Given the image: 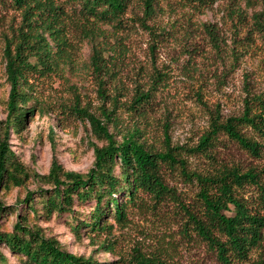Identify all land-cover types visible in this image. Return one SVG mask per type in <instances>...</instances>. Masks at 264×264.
Instances as JSON below:
<instances>
[{"label": "trees", "instance_id": "1", "mask_svg": "<svg viewBox=\"0 0 264 264\" xmlns=\"http://www.w3.org/2000/svg\"><path fill=\"white\" fill-rule=\"evenodd\" d=\"M2 6L14 15L3 33L10 92L7 118L0 122V130H4V136L0 133V186L21 187L29 178L9 147L11 129L22 128L35 111L52 114L60 123L67 115H75L106 143L93 144L95 160L86 174L65 171L54 158L49 174L43 177L52 190L38 191L45 199L48 216L71 211L75 200H93L90 220L83 225L92 238H98L105 253L113 254L116 230L126 227L130 214L148 201L159 205L174 196L167 174L181 169L198 188L192 207L179 204L187 218L183 229L190 237L197 236L224 264L246 262L263 248L264 169L245 171L224 163L219 160L218 149L224 137L251 157L263 155L264 96L248 90L240 115L223 117L218 109L211 113L209 126L196 146L173 147L166 132L164 150H159L144 141L140 124L156 117L158 96L168 82L165 73L152 65L148 77L138 79V71L131 85L123 83L122 78L129 71L126 66L131 44L141 30L150 36L153 55L167 40L176 38L178 22L160 24V18L166 15L164 6L169 19L176 16L189 23L182 40L205 37L220 55L224 40L221 29L195 19L218 9L224 23L229 21L236 34L246 31V38L254 34L264 42V0H0ZM85 44L91 46L86 68L96 85L99 105L94 109L78 92L68 101H43L38 96L42 83H38L53 84L65 79L67 73H78ZM70 88L77 90L74 85ZM123 112L132 119V127L122 128ZM183 155H201L209 160L210 168L190 172ZM248 187L257 191L253 200L245 197ZM36 193L28 191L18 205L36 211ZM3 211L0 201V216ZM111 213L114 222L107 220ZM80 228L77 224L75 229ZM1 246L26 258L28 264H103L95 257L70 252L56 236H47L42 228L28 225L21 213L12 231L0 229ZM0 260L7 262L1 250Z\"/></svg>", "mask_w": 264, "mask_h": 264}, {"label": "rangeland", "instance_id": "2", "mask_svg": "<svg viewBox=\"0 0 264 264\" xmlns=\"http://www.w3.org/2000/svg\"><path fill=\"white\" fill-rule=\"evenodd\" d=\"M164 9L166 15L160 18V24L178 22L174 33L176 38L167 40L153 55L150 36L142 30L137 33L127 60L129 71L124 73L122 80L131 85L138 71V79L148 77L152 65L165 73L168 87L160 91L155 119L148 124H140L144 129L143 138L149 146L164 150L167 132L173 147L190 148L196 146L208 128L211 113L218 109L223 117L240 115L248 90L264 96V42L254 34L246 38V31L236 34L229 21L224 23L218 9L208 11L195 21L214 23L221 29L223 52L218 55L205 37L182 40L184 32L190 28L189 23L183 18L177 20L176 16L169 19V10L165 6ZM13 15L5 6L0 8V122L7 118L10 92L3 58V33L7 31L6 24ZM193 48L196 50H191ZM90 56L91 46L85 44L78 73H67L69 79L65 77L53 84L47 81L38 83H42L38 96L43 101L54 103L71 100L78 92L96 109L100 101L90 69H87ZM73 85L77 87L76 91L70 88ZM120 122L122 128L132 127L133 123L125 112L121 113ZM0 133L3 135L4 130ZM222 140L224 145L218 149L220 161L245 171L264 169V152L260 158L251 157L226 138ZM8 142L15 160L27 169L29 178L21 187L0 186V201L4 206L0 216L2 231H12L21 213L27 217L28 225L42 228L47 236H56L70 252L95 257L103 264H224L197 236L190 237L183 229L187 218L181 213L179 204L192 207L198 188L196 183L185 178L181 169L167 174V182L175 195L168 197L165 203L156 205L148 201L146 206L134 210L127 226L116 230L115 253L107 254L99 247L98 238H92L85 227L95 206L93 200H75L71 211L54 212L48 216L45 199L38 193L40 189L52 190V185L43 177L49 174L54 158L63 170L86 174L95 160L93 144L103 146L106 142L98 140L90 125L77 120L75 115H67L60 123L54 115L38 111L27 117L22 128L11 129ZM183 157L188 161L187 170L190 172L210 168L209 160L201 155ZM28 191H37L36 211H31L27 205H18ZM257 195L256 189L246 188L248 200L255 199ZM107 220L114 222L112 213ZM77 224L81 226L78 230L75 229ZM0 250L7 258L6 263L0 260V264H28L26 258L13 254L4 246ZM154 257L159 259L152 260ZM262 259L264 246L256 250L248 261L234 264H264L260 263Z\"/></svg>", "mask_w": 264, "mask_h": 264}]
</instances>
